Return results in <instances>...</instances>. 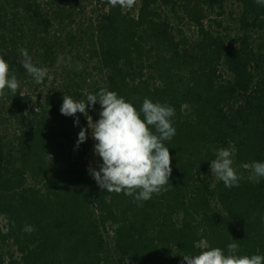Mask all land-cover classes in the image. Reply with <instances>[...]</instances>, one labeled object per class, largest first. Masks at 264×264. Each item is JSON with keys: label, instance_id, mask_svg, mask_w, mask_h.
Masks as SVG:
<instances>
[{"label": "trees", "instance_id": "obj_1", "mask_svg": "<svg viewBox=\"0 0 264 264\" xmlns=\"http://www.w3.org/2000/svg\"><path fill=\"white\" fill-rule=\"evenodd\" d=\"M85 1L0 0V57L19 81L0 96V264H186L217 247L264 256V177L251 168L264 162V5L94 0L72 32ZM22 48L47 69L42 83ZM102 88L137 110L145 98L175 109L170 183L147 201L98 186L89 139L77 147L87 117L60 112L65 94L87 102ZM221 148L235 149L238 187L211 173Z\"/></svg>", "mask_w": 264, "mask_h": 264}, {"label": "clouds", "instance_id": "obj_2", "mask_svg": "<svg viewBox=\"0 0 264 264\" xmlns=\"http://www.w3.org/2000/svg\"><path fill=\"white\" fill-rule=\"evenodd\" d=\"M135 2L136 0H109L113 7L119 5L129 9ZM256 3L264 5V0H256ZM20 53L23 68L36 83H42L48 75L47 69L37 67L26 49H20ZM82 67L78 65L77 70H82ZM5 88L15 94L19 81L15 74L10 76L8 63L0 57V96L5 94ZM97 103L102 110L99 112V119L93 122L87 114V108ZM60 112L65 116H75L79 112L87 117L88 128L96 141L94 153L102 160L99 170L90 168L89 171L101 189L117 194L123 192L127 196H134L137 201H147L154 193L167 190L172 167L165 141H170L176 134L172 121L175 116L173 107L145 98L137 110L115 91L102 88L97 94H89L87 102L76 101L65 94ZM75 123L79 124L78 118ZM87 131L88 129L81 128L77 147L88 138ZM234 151V148L218 149L216 158L210 163L212 175L223 181L227 188L238 187L242 179L232 166ZM251 168L254 178L264 177V162H253ZM24 231L32 232L34 227L26 225ZM237 247L235 243L227 245L229 253L234 252ZM183 261L186 264H264V256L225 255L217 247L203 250L197 255L185 254Z\"/></svg>", "mask_w": 264, "mask_h": 264}, {"label": "rangeland", "instance_id": "obj_3", "mask_svg": "<svg viewBox=\"0 0 264 264\" xmlns=\"http://www.w3.org/2000/svg\"><path fill=\"white\" fill-rule=\"evenodd\" d=\"M231 8L232 10H236V7L234 6ZM93 9H95V1L86 0L82 5V9L77 11V13H75L76 16L73 18L72 22H70V25H69L70 28H68V30H71L72 32H82L83 24L86 22L87 18L91 15ZM229 22H230V19L228 17H225V23H229ZM100 111L101 110L98 111L95 117H92L93 122L99 119ZM85 128L88 129L87 135H88V139L90 142V147H89V150L86 156L87 168L90 174V171H89L90 168L99 170V165L102 163V160L94 153V145L96 141H94L92 138L91 129L88 128V122Z\"/></svg>", "mask_w": 264, "mask_h": 264}]
</instances>
